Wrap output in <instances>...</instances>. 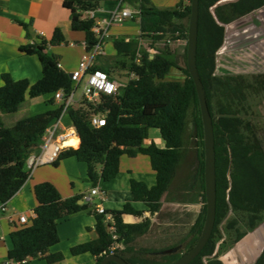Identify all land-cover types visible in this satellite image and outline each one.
I'll list each match as a JSON object with an SVG mask.
<instances>
[{
  "label": "trees",
  "instance_id": "1",
  "mask_svg": "<svg viewBox=\"0 0 264 264\" xmlns=\"http://www.w3.org/2000/svg\"><path fill=\"white\" fill-rule=\"evenodd\" d=\"M126 4L141 10L140 35L129 40H114L112 50L122 59L119 65L135 73L136 78L128 79L116 96L101 94L95 103L83 100L67 109L68 119L81 142L79 148L70 147L62 152L53 165L58 166L68 158L85 163L86 180L96 187L118 176L124 155L143 154L150 159L156 184L149 187L132 179V199L120 210H108L116 223L117 239L108 231L104 215L92 210L88 203H79L83 195L63 198L52 183L37 184L34 187L38 202L34 210L36 216L27 224L12 223V246L7 254L12 264H33L31 259L35 258L47 264L63 262L62 252L50 253L51 248L60 243L58 223L83 212L95 216L97 238L72 247L70 253L72 256L90 254L93 264H100L110 253L120 255L130 264H172L195 246L202 233L207 213L204 128L196 86L187 68V49L183 55L184 68H181L186 76L184 81L155 80L156 76L168 74L172 67H179L178 57L171 56L168 42L188 40V26L175 21L187 19L189 23L191 0H181L173 8H158L151 0H126ZM99 5L97 0L64 1V7L75 12L72 30L86 34L87 50L97 44L98 39L93 32L95 20L83 18V12ZM261 7H264V0L199 1L197 67L215 132L217 209L213 234L202 253L190 264H222L220 255L264 223V147L255 124L247 119L250 113L246 107L248 91L264 94V74L249 79L241 74L221 73L218 66V53L226 44L225 25ZM141 40L149 41L151 49L165 41L166 49L154 52L151 57L152 53L142 48ZM49 43L51 46L66 43L60 27L55 29ZM49 43L45 40L20 47L22 52L36 56L41 64L42 77L37 82L15 80L9 73L1 77L0 205L12 200L27 182L31 174L27 160L42 145L43 135L59 118L63 106L28 115L12 126L5 124L3 116L18 113L27 97L52 95L50 104H54L56 92L62 90L67 96L74 88L69 74L59 66V57L49 53ZM138 54L141 58L137 63ZM115 67L95 64L90 71L101 70L113 77ZM98 114L106 117V124L94 128L90 118ZM146 129H158L166 142L165 148L155 143L143 147ZM192 137L197 139L199 146L193 180L195 191L201 196L200 213L187 236L163 251L169 252L168 255L157 256L161 252H154L157 257L136 254L132 244L151 231V219L130 224L124 221V216H143V211L136 210L133 202L144 203L151 216L161 212L162 198L174 181ZM115 245L120 246L113 250ZM255 264H264V250Z\"/></svg>",
  "mask_w": 264,
  "mask_h": 264
},
{
  "label": "crops",
  "instance_id": "2",
  "mask_svg": "<svg viewBox=\"0 0 264 264\" xmlns=\"http://www.w3.org/2000/svg\"><path fill=\"white\" fill-rule=\"evenodd\" d=\"M64 1L65 0H0V7L2 9L0 12V87L3 85L1 77L4 73H9L15 80L28 79L31 83H35L41 79L42 74H39L38 72L41 71L42 73V68L41 66H38V58L22 52L20 47L34 43L40 44V41L43 39H47V41L51 40L55 29L60 26L66 38L72 37L77 39V42L80 45L77 46L78 43H70V46L79 47L81 52L85 54L86 50L83 43L86 41V34L84 32H78L81 36H75V31H73L71 27L75 12L65 8ZM151 1L158 8H173L181 0ZM116 2L117 0H100L99 3L103 11L99 12V16L107 17L108 12L114 8ZM175 22L187 26L183 20ZM22 23L25 24V27ZM241 23L242 26L237 29L236 26L239 24L238 21L225 25L227 37L223 49L228 48L229 45H234L235 42L241 38L243 41L242 50H245L248 53L249 58L252 57L257 61H260L261 55H259V48L263 46L264 43V7H261L254 13L243 17ZM123 29V26H114L111 28L110 36L106 42L105 55L97 57L94 65L99 64L105 68L110 66L113 68L115 67L113 65L114 63L117 65V62L122 61V59L117 57L116 53L112 50L113 41L116 39L129 40L135 38L132 36L133 32H128L129 34L124 36H120V34L116 33L121 30L125 31L129 29V27L125 30ZM40 33H43L44 35L42 36ZM159 44H164V47H166V42L161 41L155 44V49H151V47H149V41L143 43V40H141L143 48L147 45L145 49L152 53L151 57H153L154 52H164L159 48ZM168 46L171 56L178 57L179 67H172L168 74L156 76L155 80L161 82L184 81L186 76L181 68H184L183 55L187 49V40L169 41ZM63 62L64 61L60 63V66L66 73L71 74V71L77 70L78 64L69 65L66 61L65 63ZM36 67H38L39 70H37ZM120 68L124 71L122 73L127 75L129 70L124 69L122 66H120ZM52 97V95H43L34 98L27 97V100L21 107L20 111L25 107L24 114L36 115L56 109L60 104L57 101H55L54 104H50ZM7 117L9 116H3L5 124L7 123ZM22 118H24L22 115L20 117L11 118L9 119V123L12 126ZM67 120L68 119L65 120V123H67ZM77 139V145L79 144L78 147H76L77 145L71 146L74 149H77L80 146V138L77 137ZM152 143H155L159 148H165L166 146V142L159 130L146 129L142 146L148 147ZM198 149L199 148L197 147L195 150L194 161L188 166V169L190 168L188 178L179 189L175 188L171 192L169 188L162 198V209L159 214L151 216L144 203L133 202V207L136 210L143 211V216L135 217L127 215L124 216V221L126 223L135 224L142 222L145 218H150L151 230L154 228L157 230L160 229L153 224L158 222L162 223V225L158 224L161 226L168 225V227H166L168 229L161 230L165 232L167 230L170 231L171 227H174L173 229L176 230L180 229L182 218L187 212H185L183 216L182 214L184 211H189L190 214H188V216L192 219L194 218V222L191 224L192 227L202 207L201 196L200 193L195 191L196 184L193 180L195 176L194 164H196ZM41 152L42 147L40 146L31 155H39ZM189 152H192V148L188 147L180 166L187 160ZM81 163L82 162L77 161L75 158H68L62 160L59 165L55 167L47 164L48 166L36 168L31 172L22 189L12 198V200L5 203L6 210L3 212L0 210V264H12L7 257L8 250L12 246L10 240V233L13 230L12 220L16 221L18 217L23 214L33 218L34 210L38 205L34 194V187L37 184L43 182L52 183L59 190L63 198L83 195L90 192L93 186L91 185L89 188L87 184L90 183L88 181L87 183L84 180H79L87 173L86 166H82ZM185 168H187V166ZM181 175H183V172H181ZM180 177L182 179L184 176ZM132 179L144 182L149 187L156 184V173L152 170L148 156L143 154H138L135 157L124 155L121 158L120 173L118 176L110 182H100L97 185L98 189L106 196L104 207L107 210H120L127 201L132 199L133 196L130 185ZM70 184L72 187H69ZM58 233L60 236V243L52 247L50 253L62 252L65 255V260L57 264L94 263V258L90 254L72 256L70 253L72 247L97 238L96 218L94 215L90 213H80L61 220L58 223ZM168 233L170 234V232ZM163 234L164 236H167L166 233ZM31 262L33 264H47L39 258L31 259Z\"/></svg>",
  "mask_w": 264,
  "mask_h": 264
},
{
  "label": "rangeland",
  "instance_id": "3",
  "mask_svg": "<svg viewBox=\"0 0 264 264\" xmlns=\"http://www.w3.org/2000/svg\"><path fill=\"white\" fill-rule=\"evenodd\" d=\"M171 5V4H169ZM125 6V5H124ZM185 24L188 26V20L185 19L183 20ZM239 24L236 26V29L238 27L242 26L241 20L238 21ZM123 26V30L125 31H118L116 33L120 34V36H124L126 34H129L128 32H133L134 37L138 38L139 37V21L134 20V21H129L125 23ZM64 27V26H63ZM131 27V28H130ZM61 28V26H60ZM75 36L80 37L81 34L78 32H75ZM52 38V37H51ZM42 41H45L44 39ZM40 41V42H42ZM47 41V39H46ZM147 42L146 40H143V43ZM48 43L50 42L47 41ZM70 43L77 44V39L74 38H66V43L61 44V45H56V46H51L50 43L47 47L49 53L55 54L56 56L59 57L60 63L65 61L69 65H76L80 63L81 57L84 54L81 52V49L79 47H71ZM147 44V43H146ZM77 46H80L79 43ZM145 46V44H144ZM159 48L163 51H165L166 47H164V44H159ZM147 47V45H146ZM145 47V48H146ZM243 41L241 38H239L238 41L235 42L234 45H229L228 48H225L221 50L218 55H219V63L218 66L221 69V73H229V74H241L249 79L254 77V75L257 74H264V43L263 46L259 48L260 51V61L255 60L254 58H249L248 53L245 50H242L243 48ZM143 48V45H142ZM175 48V47H173ZM151 50V49H150ZM35 58V57H34ZM35 60H37L35 58ZM99 60V59H98ZM38 62V60H37ZM38 66H41L40 63L38 62ZM120 63L117 62V65L114 63L113 65L116 66L114 71H113V77L119 79L122 82H125L127 79V75L123 74L122 72L123 69L118 66ZM37 70L38 67H36ZM42 68V67H41ZM78 68V67H77ZM73 71H71L72 73ZM39 74H42L41 71L38 72ZM83 86L79 87L77 90V96L79 97L80 94L82 93ZM248 100H247V106L249 109L250 116L247 118L251 120L256 128H257V134L258 137L264 147V94H259L255 95L253 91H248ZM23 107L22 111L20 113H15L12 115H6L9 116L7 117V126H11L9 123V119L11 118H16L20 117L21 115L23 117H26L28 115L24 114V109ZM215 110H216V115L219 117V110L217 103L215 102ZM192 129V128H190ZM189 129V131H190ZM152 130H158V129H152ZM192 132V131H191ZM192 148V152L188 153L187 155V160L182 163L181 166L177 168L176 176L174 178V181L170 187V190L172 192L173 189H179L181 185L184 183V181L188 178V173H190V168L188 169V166L191 165V163L194 161L195 157V150L197 149L198 146V141L197 139L190 138L188 140V145L187 149ZM49 166H54L53 164H48ZM42 165L39 166L44 167L48 166ZM82 166H86L85 163H81ZM195 165V164H194ZM187 166V168H185ZM55 167V166H54ZM183 167V168H182ZM86 171H87V166H86ZM186 171V173H185ZM189 171V172H188ZM181 172H183V175H181ZM180 176H184L181 177ZM87 173L83 178L79 179L81 181H86L87 182ZM88 183V182H87ZM88 187H91V184H87ZM69 187H72L71 184ZM88 189V188H87ZM85 203V202H84ZM100 201L97 198H94V201L92 204H89L92 210H95V205L99 204ZM87 204V203H86ZM186 215L182 218L180 229H173L174 227H171L170 231H161L163 229H168V225L161 226L162 223H153L155 224V227H159L160 229H152L148 234H145L141 237H138V239L134 242L133 247L136 249L135 253L139 254L141 256L145 257H154L156 256L154 252H161L157 256H165L168 255L169 252H163L164 250H167L168 247L172 245H176L179 243L183 238L187 236L188 231L190 230L191 224L194 222V218L192 219L191 217L188 216L190 214L189 211H184ZM83 213H89V212H83ZM161 217V216H160ZM159 219V218H158ZM161 219V218H160ZM163 221V220H162ZM155 222V221H154ZM167 222V221H165ZM161 224V225H158ZM160 232V233H158ZM166 233L167 236H164L163 233ZM170 232V234L168 233ZM173 232V233H172ZM1 234V231H0ZM165 234V235H166ZM142 238V239H141ZM264 250V223L261 224L257 229L254 231L250 232L247 234L240 242L237 244L233 245L231 248H229L225 253L219 256V259L222 261V264H255L259 256ZM156 256V257H157ZM6 258V257H5ZM5 261V260H4Z\"/></svg>",
  "mask_w": 264,
  "mask_h": 264
},
{
  "label": "built area",
  "instance_id": "4",
  "mask_svg": "<svg viewBox=\"0 0 264 264\" xmlns=\"http://www.w3.org/2000/svg\"><path fill=\"white\" fill-rule=\"evenodd\" d=\"M102 11L103 9L99 5L96 9L83 12V18L95 20L93 32L98 39V42L90 50H87L86 41L83 43L86 52L81 58L77 70L71 73V80L73 82L74 88L70 94L65 96L62 90L55 93L54 99L60 104V106H63V111L59 118L54 120V122L50 125V127L47 128L45 134L43 135L41 154L30 155L28 158L27 165L31 172L39 166L53 164L59 158L62 152L71 147L65 146L66 140L72 136L75 138L79 137L75 128L68 119L67 109L71 105H78L83 100L95 103L98 101L101 94H105L107 96H116L120 87L125 85L128 79L132 80L136 78L135 73L128 72L126 81L122 82L104 71H90V68L94 65L96 58L105 55L106 42L110 36L111 28L114 26H122L129 21H139L141 15V10L126 4V0H117L114 8L108 12L107 17L99 16V12ZM40 35L43 36L44 34L40 33ZM140 58L141 55L138 54L136 60L137 63L139 62ZM81 86H83V90L78 97L77 90ZM66 119H68L67 123H65ZM90 123L94 128H100L106 124V117L101 114L93 115L90 118ZM94 198H97L100 201L99 204L95 205V211L98 214L105 216V224L108 231L113 235L114 239H117L118 235L114 217L104 207L106 196L98 189L97 186L93 187L90 192L83 194L82 201L92 204ZM0 210L2 212L6 210L5 204L0 205ZM35 216L36 215L34 213L33 218ZM30 219L31 218L28 215L23 214L19 216L16 221L19 224H27ZM13 222L14 221L12 220V223ZM119 246L120 245H115L113 250Z\"/></svg>",
  "mask_w": 264,
  "mask_h": 264
},
{
  "label": "water",
  "instance_id": "5",
  "mask_svg": "<svg viewBox=\"0 0 264 264\" xmlns=\"http://www.w3.org/2000/svg\"><path fill=\"white\" fill-rule=\"evenodd\" d=\"M199 1L200 0H191V15L189 18L187 40V68L196 86L204 128L205 193L207 213L202 233L195 246L187 253H185L179 260L172 264L192 263L202 253L207 243L209 242L213 234L216 222L217 181L215 132L213 118L208 106L205 89L197 67ZM69 77L71 78L72 74H69ZM79 203L83 204V201H79ZM110 262H115L117 264H130L123 257L115 253L106 255L100 262V264H109Z\"/></svg>",
  "mask_w": 264,
  "mask_h": 264
},
{
  "label": "bare ground",
  "instance_id": "6",
  "mask_svg": "<svg viewBox=\"0 0 264 264\" xmlns=\"http://www.w3.org/2000/svg\"><path fill=\"white\" fill-rule=\"evenodd\" d=\"M77 143H78L77 137L75 138L72 136L66 140L65 146H75V145H77Z\"/></svg>",
  "mask_w": 264,
  "mask_h": 264
},
{
  "label": "clouds",
  "instance_id": "7",
  "mask_svg": "<svg viewBox=\"0 0 264 264\" xmlns=\"http://www.w3.org/2000/svg\"><path fill=\"white\" fill-rule=\"evenodd\" d=\"M84 203V202H83Z\"/></svg>",
  "mask_w": 264,
  "mask_h": 264
}]
</instances>
